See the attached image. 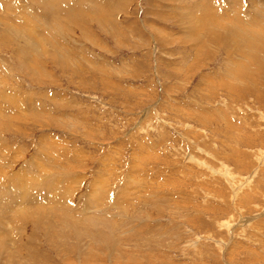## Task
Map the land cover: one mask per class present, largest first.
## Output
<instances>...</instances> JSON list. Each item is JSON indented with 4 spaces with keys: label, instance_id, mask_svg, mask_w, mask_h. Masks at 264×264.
I'll return each instance as SVG.
<instances>
[{
    "label": "rangeland",
    "instance_id": "374dc122",
    "mask_svg": "<svg viewBox=\"0 0 264 264\" xmlns=\"http://www.w3.org/2000/svg\"><path fill=\"white\" fill-rule=\"evenodd\" d=\"M22 173L0 264H264V0H0Z\"/></svg>",
    "mask_w": 264,
    "mask_h": 264
},
{
    "label": "bare ground",
    "instance_id": "6f19581e",
    "mask_svg": "<svg viewBox=\"0 0 264 264\" xmlns=\"http://www.w3.org/2000/svg\"><path fill=\"white\" fill-rule=\"evenodd\" d=\"M46 1V0H45ZM51 2V1H50ZM51 4V3H50ZM49 4V5H50ZM48 6V5H47ZM50 6H52V5H50ZM50 6H49V9H50ZM48 8V7H47ZM8 9V8H7ZM54 12V11H53ZM35 16V15H34ZM34 16H33V18H34ZM31 17V16H30ZM37 17V16H36ZM32 18V17H31ZM42 19V18H41ZM23 20V19H22ZM39 20V19H38ZM9 21V20H8ZM29 27V26H28ZM256 27V26H255ZM17 29V28H16ZM255 29V28H254ZM261 29H263V28H261ZM256 30V29H255ZM255 30H253V31H255ZM258 30V29H257ZM84 33V32H83ZM263 33V32H262ZM252 34V33H251ZM258 37V36H257ZM31 40V39H30ZM39 53V52H38ZM57 59V58H56ZM34 60V59H33ZM34 62V61H33ZM235 79H237V78H235ZM229 81V80H228ZM230 81H232V80H230ZM229 84V83H228ZM234 84V83H233ZM232 85V84H231ZM13 102V101H12ZM43 157V156H42ZM29 168V167H28ZM37 169H38V167H36ZM40 168L41 169H43V167H41L40 166ZM40 170V169H39ZM39 170H37V172H34L35 174H38L40 171ZM35 171H36V169H35ZM18 174V173H17ZM17 174H15V175H12V177L10 178V184H9V186H10V188L9 189H11V188H15V192H17L16 194L17 195H15V194H13L12 195V192H10L9 190H3V191H0V203H1V200H4L6 203L4 204L7 208H10V210H12V206H15V205H17L18 204V202L20 201V204L22 203V201L24 200L25 201V198H26V192H24V190H23V188H21V185L23 184V186L24 187H28V186H30V185H35V186H39V185H36L37 183H39V181L41 180L43 183H42V188L45 190V194H44V196L42 195V194H37L36 193V195H35V199L37 200V201H41L44 197H46L45 195H50V197H53V193H50L51 191H53V189L52 190H50L49 191V188H50V184H48V179L49 178H47L46 176H45V178H44V180L45 181H43L40 177L38 178L37 177V175H33L32 177H25V173H22L21 174V176H17ZM18 177V178H17ZM23 179L24 180V182H22L23 180H19V179ZM3 179V178H2ZM19 180V181H18ZM30 182V183H29ZM28 183V185L26 186V184ZM2 184V183H1ZM48 184V185H47ZM59 184L61 185V183L59 182ZM64 184V183H63ZM52 185V184H51ZM14 186V187H13ZM32 187V186H31ZM30 187V188H31ZM12 190V189H11ZM13 191V192H14ZM65 192V191H64ZM66 193V192H65ZM64 193V194H65ZM69 193V192H68ZM63 194V195H64ZM28 196V195H27ZM50 197H48V198H50ZM46 199V198H45ZM92 199V198H91ZM47 200V199H46ZM53 200V199H52ZM56 200V199H55ZM35 201V200H34ZM51 201V200H50ZM57 201V200H56ZM28 203V202H27ZM20 204L18 205L19 207H20V210L21 209H24V208H21V206H22V204H21V206H20ZM24 204V203H23ZM52 204V203H51ZM54 204V203H53ZM3 205V206H4ZM27 205V204H26ZM7 208H2V207H0V212H2L3 211V213H4V211L7 209ZM38 208V207H37ZM53 208V207H52ZM40 209V208H39ZM38 209V210H39ZM17 210V209H16ZM15 210V211H16ZM25 211V210H24ZM10 212V211H9ZM2 213V214H3ZM23 213V212H22ZM21 213V214H22ZM2 214L0 215V236H3L4 237V239H0V249L2 248V246H3V242H6V241H8L9 240V236H10V233L12 232V230H14V228L16 229V230H18L19 231V233H20V227L17 225V226H14V224H15V220L14 219H12V220H8L7 218H5V217H2ZM17 214H19L18 213V211H17ZM16 214V215H17ZM7 215V214H6ZM20 216V215H19ZM10 217V216H9ZM20 218H21V216H20ZM54 218V217H53ZM84 219H86V217L84 218ZM21 221V220H20ZM7 222H8V225L6 226V224H7ZM12 234H13V232H12ZM48 234V233H47ZM48 235H50V234H48ZM19 238V237H18ZM17 239V238H16ZM16 239H14V240H16ZM10 241V240H9ZM21 241V240H20ZM20 241H18V240H16V241H14L13 243H17L18 242V244L20 243ZM2 242V243H1ZM263 258V257H262Z\"/></svg>",
    "mask_w": 264,
    "mask_h": 264
}]
</instances>
